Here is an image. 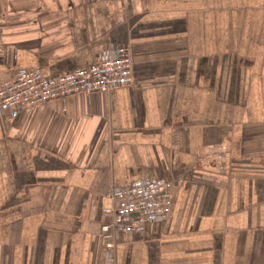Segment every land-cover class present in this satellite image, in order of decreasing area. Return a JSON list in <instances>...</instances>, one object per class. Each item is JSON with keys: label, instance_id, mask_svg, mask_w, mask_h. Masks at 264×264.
<instances>
[{"label": "crops", "instance_id": "obj_1", "mask_svg": "<svg viewBox=\"0 0 264 264\" xmlns=\"http://www.w3.org/2000/svg\"><path fill=\"white\" fill-rule=\"evenodd\" d=\"M128 46L130 86L0 115V264H103L113 187L173 182L114 264H264V0H0V82Z\"/></svg>", "mask_w": 264, "mask_h": 264}, {"label": "built area", "instance_id": "obj_2", "mask_svg": "<svg viewBox=\"0 0 264 264\" xmlns=\"http://www.w3.org/2000/svg\"><path fill=\"white\" fill-rule=\"evenodd\" d=\"M132 83L131 49L115 45L99 53L91 65L57 76H46L38 68L14 70L9 80L0 82V115L13 119L52 101H65L77 94L108 93ZM172 187L171 181L145 179L106 192L112 207L103 211L107 221L100 229L105 240L103 264H114L115 232L142 233L147 225L167 220Z\"/></svg>", "mask_w": 264, "mask_h": 264}]
</instances>
